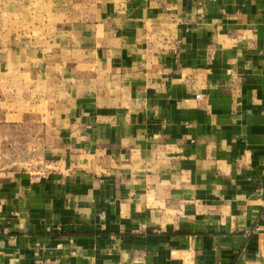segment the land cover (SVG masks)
Here are the masks:
<instances>
[{
  "label": "crops",
  "instance_id": "obj_1",
  "mask_svg": "<svg viewBox=\"0 0 264 264\" xmlns=\"http://www.w3.org/2000/svg\"><path fill=\"white\" fill-rule=\"evenodd\" d=\"M8 92L0 264H264V0H0Z\"/></svg>",
  "mask_w": 264,
  "mask_h": 264
},
{
  "label": "rangeland",
  "instance_id": "obj_2",
  "mask_svg": "<svg viewBox=\"0 0 264 264\" xmlns=\"http://www.w3.org/2000/svg\"><path fill=\"white\" fill-rule=\"evenodd\" d=\"M27 31L26 29H23ZM22 31V30H20ZM14 95L8 92L6 95H0V99L5 102L6 99ZM48 109V108H47ZM42 111L35 108L33 112L34 125L26 129L18 124H13L10 129L17 134L12 136V139L2 142L0 144V172L11 173L16 171H26L32 179H37L39 182L47 181L55 171V163L52 159L44 157L43 152L45 147L43 146L44 136L48 133V129L52 128L53 119L48 116L45 120L41 117ZM45 113H48L45 111ZM43 113V114H45ZM29 132V135L26 133ZM28 139L30 149L28 150ZM14 155V156H11ZM42 174H45L42 177ZM103 212H100V217L103 216ZM103 218V217H102Z\"/></svg>",
  "mask_w": 264,
  "mask_h": 264
},
{
  "label": "built area",
  "instance_id": "obj_3",
  "mask_svg": "<svg viewBox=\"0 0 264 264\" xmlns=\"http://www.w3.org/2000/svg\"><path fill=\"white\" fill-rule=\"evenodd\" d=\"M45 176V174H42V177H44Z\"/></svg>",
  "mask_w": 264,
  "mask_h": 264
}]
</instances>
